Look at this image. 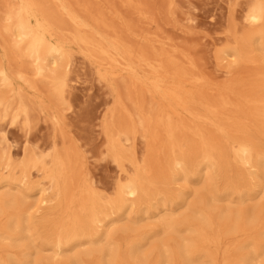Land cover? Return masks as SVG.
Returning <instances> with one entry per match:
<instances>
[{
    "label": "bare ground",
    "instance_id": "1",
    "mask_svg": "<svg viewBox=\"0 0 264 264\" xmlns=\"http://www.w3.org/2000/svg\"><path fill=\"white\" fill-rule=\"evenodd\" d=\"M121 2L154 21L140 0ZM89 3L0 0V118L28 124L21 88L38 81L56 107L68 105L77 47L111 81L103 152L122 174L102 190L77 146L25 147L20 162L0 146V264H264V80L212 84L157 30ZM246 20L254 30L222 61L246 59L257 41L264 54V0H250ZM178 181L200 184L194 199L174 189ZM34 197L45 213L32 211ZM150 219L159 226L138 225Z\"/></svg>",
    "mask_w": 264,
    "mask_h": 264
},
{
    "label": "rangeland",
    "instance_id": "2",
    "mask_svg": "<svg viewBox=\"0 0 264 264\" xmlns=\"http://www.w3.org/2000/svg\"><path fill=\"white\" fill-rule=\"evenodd\" d=\"M79 1L90 2L95 9L100 6L113 7L139 26L157 30L163 38L189 52L212 84L222 85L231 78L245 83L264 80V54L258 49L259 41L248 46L247 58L244 60L232 63L231 60L222 61L219 58V54L227 46L241 41L254 30L246 20L250 0H140L154 21L141 20L121 0ZM4 45L0 37L1 57ZM3 61L7 63L4 58ZM68 69V105L56 107L50 94V86L45 82H35V87L24 85L21 89L30 106L31 120L25 124L23 120L12 122L0 118V146H8L16 162L23 159L25 147L46 145L54 139L59 141L60 146L63 142L77 146L86 163L88 176L104 190L114 186L122 174L103 152L106 141L105 124L115 109V93L111 81L103 79L96 63L77 47L71 49ZM123 77H117L114 82L125 96ZM3 135L8 139L7 143L4 142ZM137 151L140 157L145 156L146 145L141 139L137 142ZM33 180H42V176L34 174ZM199 186L200 184L193 182L178 181L173 187L187 192L189 200H192L194 195L189 193ZM210 188L212 185L207 187ZM31 201L32 211L38 210L41 214L47 211L48 204L40 208L36 197ZM260 204L264 205V200ZM127 225L132 223L125 221L119 228ZM138 225L153 229L159 223L156 219H150L141 221ZM52 254V251L42 253L47 257Z\"/></svg>",
    "mask_w": 264,
    "mask_h": 264
}]
</instances>
